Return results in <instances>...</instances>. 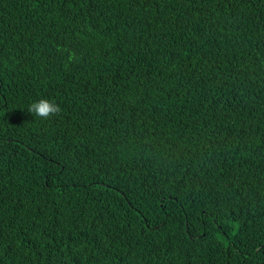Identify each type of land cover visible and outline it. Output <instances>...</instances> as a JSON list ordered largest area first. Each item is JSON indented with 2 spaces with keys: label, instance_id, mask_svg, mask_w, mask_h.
Masks as SVG:
<instances>
[{
  "label": "trees",
  "instance_id": "obj_1",
  "mask_svg": "<svg viewBox=\"0 0 264 264\" xmlns=\"http://www.w3.org/2000/svg\"><path fill=\"white\" fill-rule=\"evenodd\" d=\"M0 264H264V0H0Z\"/></svg>",
  "mask_w": 264,
  "mask_h": 264
},
{
  "label": "clouds",
  "instance_id": "obj_2",
  "mask_svg": "<svg viewBox=\"0 0 264 264\" xmlns=\"http://www.w3.org/2000/svg\"><path fill=\"white\" fill-rule=\"evenodd\" d=\"M28 112L41 119L47 120L61 112V108L53 101L41 99L33 102L28 107Z\"/></svg>",
  "mask_w": 264,
  "mask_h": 264
}]
</instances>
